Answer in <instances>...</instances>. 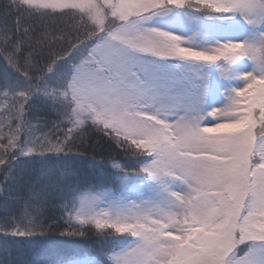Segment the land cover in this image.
Returning <instances> with one entry per match:
<instances>
[{
  "label": "snow or ice",
  "instance_id": "obj_1",
  "mask_svg": "<svg viewBox=\"0 0 264 264\" xmlns=\"http://www.w3.org/2000/svg\"><path fill=\"white\" fill-rule=\"evenodd\" d=\"M0 101V264H264V0H0Z\"/></svg>",
  "mask_w": 264,
  "mask_h": 264
},
{
  "label": "trees",
  "instance_id": "obj_2",
  "mask_svg": "<svg viewBox=\"0 0 264 264\" xmlns=\"http://www.w3.org/2000/svg\"><path fill=\"white\" fill-rule=\"evenodd\" d=\"M1 103H3V102H1ZM3 115L6 116L8 114L5 113ZM33 116L35 117V119L32 120L33 128H35L37 122H39L42 125L44 123V121L52 122V121L56 120L55 114L53 112H51L50 110H46V109H42V110L34 112ZM12 127L14 128L15 124H13ZM3 130H4V133H8V131H9L8 127L3 128ZM21 132H22L20 134L21 138H27V135H28L27 130L23 129ZM39 134H40L39 132L34 131L33 137L37 136ZM88 136H89V140L86 141V143L91 144V145H95L96 147H95V151H93L92 148H89L88 152L85 154L86 155L85 160L77 161L78 166H80L81 168H87V162L86 161H90L93 157H95L96 161H100L102 158H105L109 152L106 137L102 138L99 136V134H97L95 132H90L88 134ZM114 154L115 153H113V155ZM71 247L75 248L83 256H91V255H94L95 252L100 248V241L96 237V235L93 234L89 237L80 239L77 244H74Z\"/></svg>",
  "mask_w": 264,
  "mask_h": 264
},
{
  "label": "rangeland",
  "instance_id": "obj_3",
  "mask_svg": "<svg viewBox=\"0 0 264 264\" xmlns=\"http://www.w3.org/2000/svg\"><path fill=\"white\" fill-rule=\"evenodd\" d=\"M99 2L100 3H103V0H99ZM221 91H223L222 89H221ZM2 102V101H1ZM0 102V123H3V122H6L10 117H9V115H6V116H4L3 114H5L4 112H3V103H1ZM3 113V114H2ZM8 116V117H7ZM7 117V118H6ZM5 127H7V125L6 124H4V127L3 128H5ZM4 131V130H3ZM22 133V132H21ZM20 133V134H21ZM7 142V138H6V136H4L2 139H0V144H2V143H6ZM84 257H88V256H84Z\"/></svg>",
  "mask_w": 264,
  "mask_h": 264
}]
</instances>
